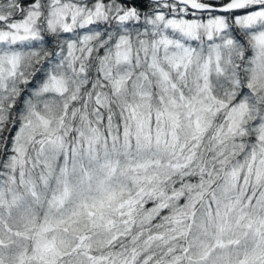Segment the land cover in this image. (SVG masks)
I'll use <instances>...</instances> for the list:
<instances>
[{
    "label": "snow or ice",
    "instance_id": "1",
    "mask_svg": "<svg viewBox=\"0 0 264 264\" xmlns=\"http://www.w3.org/2000/svg\"><path fill=\"white\" fill-rule=\"evenodd\" d=\"M0 264H264V0H0Z\"/></svg>",
    "mask_w": 264,
    "mask_h": 264
}]
</instances>
